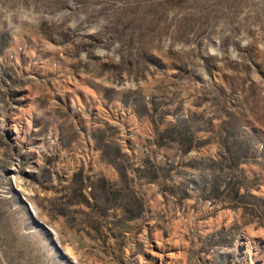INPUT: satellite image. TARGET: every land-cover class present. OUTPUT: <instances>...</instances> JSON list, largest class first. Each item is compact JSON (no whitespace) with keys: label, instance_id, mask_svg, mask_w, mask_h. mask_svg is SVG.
Returning <instances> with one entry per match:
<instances>
[{"label":"rangeland","instance_id":"obj_1","mask_svg":"<svg viewBox=\"0 0 264 264\" xmlns=\"http://www.w3.org/2000/svg\"><path fill=\"white\" fill-rule=\"evenodd\" d=\"M0 264H264V0H0Z\"/></svg>","mask_w":264,"mask_h":264},{"label":"bare ground","instance_id":"obj_2","mask_svg":"<svg viewBox=\"0 0 264 264\" xmlns=\"http://www.w3.org/2000/svg\"><path fill=\"white\" fill-rule=\"evenodd\" d=\"M262 236H263V234H262Z\"/></svg>","mask_w":264,"mask_h":264}]
</instances>
